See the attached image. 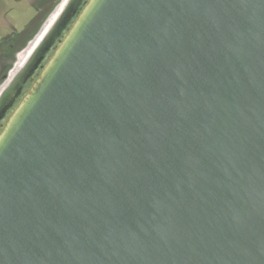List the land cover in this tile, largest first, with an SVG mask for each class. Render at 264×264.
I'll use <instances>...</instances> for the list:
<instances>
[{
    "label": "water",
    "instance_id": "95a60500",
    "mask_svg": "<svg viewBox=\"0 0 264 264\" xmlns=\"http://www.w3.org/2000/svg\"><path fill=\"white\" fill-rule=\"evenodd\" d=\"M0 264H264V0H87L0 131Z\"/></svg>",
    "mask_w": 264,
    "mask_h": 264
},
{
    "label": "rangeland",
    "instance_id": "374dc122",
    "mask_svg": "<svg viewBox=\"0 0 264 264\" xmlns=\"http://www.w3.org/2000/svg\"><path fill=\"white\" fill-rule=\"evenodd\" d=\"M86 2L87 0H58L52 9L46 11L45 18L32 38L13 53L7 70L0 75V131ZM30 15L22 17L19 14L18 20L12 21V26L15 22L18 27L28 26L33 13ZM9 49L10 47L7 50L5 48L7 52Z\"/></svg>",
    "mask_w": 264,
    "mask_h": 264
},
{
    "label": "flooded vegetation",
    "instance_id": "af4514ba",
    "mask_svg": "<svg viewBox=\"0 0 264 264\" xmlns=\"http://www.w3.org/2000/svg\"><path fill=\"white\" fill-rule=\"evenodd\" d=\"M44 1H46V0H44ZM47 1H48V0H47ZM47 1H46V2H47ZM46 2H45V3H46ZM57 2H58V0H57V1L55 0V4H56ZM55 4H54V5H55ZM35 32H36V31H35ZM35 32H34V33H35ZM34 33H33V34L30 36V38H29V39H31V38H32V36L34 35Z\"/></svg>",
    "mask_w": 264,
    "mask_h": 264
}]
</instances>
